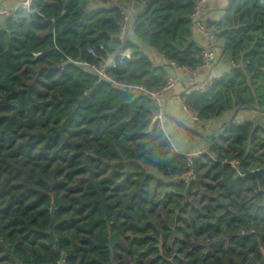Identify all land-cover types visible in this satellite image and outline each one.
Segmentation results:
<instances>
[{"label": "trees", "instance_id": "1", "mask_svg": "<svg viewBox=\"0 0 264 264\" xmlns=\"http://www.w3.org/2000/svg\"><path fill=\"white\" fill-rule=\"evenodd\" d=\"M109 1L34 0L0 17V264H264V194L254 193L264 187V0H230L221 20H206L214 66H231L209 91L194 83L178 96L200 129L163 112L215 159L195 161L184 184L173 179L188 161L152 123L159 109L118 84L160 91L170 63L201 64L199 0L136 6L131 56L106 71L116 84L78 64L97 63L90 48L119 46L121 13ZM242 112L263 121L203 134L202 123Z\"/></svg>", "mask_w": 264, "mask_h": 264}, {"label": "built area", "instance_id": "2", "mask_svg": "<svg viewBox=\"0 0 264 264\" xmlns=\"http://www.w3.org/2000/svg\"><path fill=\"white\" fill-rule=\"evenodd\" d=\"M209 0H199L195 6L194 12L192 14L193 19V31L199 34L201 37L204 38L205 46L202 51V62L196 69H190L187 67H179L174 63H170L172 65L171 75H169L166 79V83L164 87L160 91L150 90L146 87H135V86H125L120 85L122 88L135 93L139 96H145L149 99L153 100L155 106L159 109V112L154 116L153 123L158 124V128L162 131H165L164 126V114L165 111V104L168 100L169 92L175 87L176 83L178 82V76L172 75V73H179L181 76L186 77L190 84L196 83L198 75L202 71H209L213 68L214 63L216 61V51L214 50L215 46V34L212 32L210 28L206 26V19L202 15V8ZM34 5V0H21L17 4L10 6L6 9H0V17H8L14 14H17L22 11H30ZM109 6L115 7L118 6L121 17L117 26L119 28V33L117 40L119 42V46L115 49L109 50L106 46L100 45L98 51L95 49H88V54L93 56L97 63L95 64H88L85 62H78V64L90 68L94 71L100 78L109 80L115 83L110 77L107 76L106 71L108 69L115 68L117 64H121L126 58H130L131 51L127 48V41L128 37L127 34L129 32V24L131 17L134 13L136 6H140L141 8H146L148 2L145 0H111L108 3ZM222 74H214L209 80H207L204 84L201 85L199 92L205 93L211 89L215 80H219ZM116 84V83H115ZM184 110L190 115V117L197 121V117L195 114L190 112L186 107ZM246 121H242L236 123L238 126H243ZM258 123H256L257 125ZM264 133V126L261 127ZM173 146V145H172ZM177 152L185 157L188 161V171L183 173L181 176L174 178L173 181L176 184H184L188 183L190 180L196 178V171H195V161L202 159L204 156H207L211 161L215 162L214 156L209 152L208 147H203L197 150H193L190 152H185L180 149H177ZM238 162H227L224 161L221 164H229L233 168H236ZM241 174V172H239ZM242 176V175H241ZM255 194L262 193L264 194V187H260L254 191ZM264 205V201L263 204ZM256 233L255 227H251L248 232H243L239 236L244 235H251ZM217 240L215 238L211 239L210 245L216 243Z\"/></svg>", "mask_w": 264, "mask_h": 264}, {"label": "crops", "instance_id": "3", "mask_svg": "<svg viewBox=\"0 0 264 264\" xmlns=\"http://www.w3.org/2000/svg\"><path fill=\"white\" fill-rule=\"evenodd\" d=\"M21 0H0V9H6L10 6H13L20 2ZM230 0H209L205 5H203L202 8V15L205 17L206 20L209 19H214V20H221L222 17L224 16V10L229 6ZM199 41L201 42L202 45H205V41L203 37H198L196 36ZM138 44L142 47V49L147 53V55L151 58V60L154 62L155 65H165L167 64V61L164 57L160 56L158 53H156L153 49L146 47L144 44L138 42ZM230 62H228L226 59L222 58L221 64L219 63L216 66H213V68L209 71H204L205 74L200 73L198 75V78L196 80V83L200 86L204 84L207 80H209L214 74H223V73H228L230 69ZM171 75V71L168 72L167 77ZM172 75H177L178 76V82L176 83L175 87L169 92L168 94V100L165 104V110L166 112L174 117L179 119L184 123V120H191L192 118L190 115L187 113V111L184 110V106L178 97L181 93L184 91H187L190 89L189 87V81L181 76L179 73H172ZM262 118L263 115H260L256 112H242L238 114H233V113H228L224 117L208 122V123H202L201 127H205V129L202 132H205L206 128L208 131V135L212 134L213 131L220 126H222L225 122L235 119V123H239L242 121H251L254 120L255 123H262ZM187 124V122L185 123ZM165 132L166 129L167 131L171 132V141L173 144L178 147L177 149H180L182 151H193V149H190L191 146H187L184 142V140L187 142V135L184 133V131L178 129L174 124H172L170 121H167L165 123L164 121V126ZM188 125V124H187ZM261 126H264L261 124ZM200 127V126H199ZM170 129V130H168ZM168 134V133H167ZM190 138V137H189ZM201 147H204L203 144H200ZM197 150V149H196ZM226 244H228V241L226 240Z\"/></svg>", "mask_w": 264, "mask_h": 264}, {"label": "rangeland", "instance_id": "4", "mask_svg": "<svg viewBox=\"0 0 264 264\" xmlns=\"http://www.w3.org/2000/svg\"><path fill=\"white\" fill-rule=\"evenodd\" d=\"M154 122V121H153ZM152 122V123H153ZM187 122V124H188V126H190V128H192V129H195V130H197L198 131V129H200V128H198L197 126V121L196 120H194V119H191L190 121L188 120V121H186ZM166 126L167 125H165V128H166ZM223 126V125H222ZM222 126H220L219 128H217L218 130L222 127ZM217 129H215L213 132H215ZM206 131H208V129L206 128V130H205V132H203V134L205 135V136H207L208 135V133L206 132ZM166 133H168V135L169 136H171V132L169 131H167V129H166ZM187 142L184 140V142H185V144L187 145V146H191V148L190 149H193V150H196V149H200V148H203V147H201L200 146V144H202L203 142H201V140L200 139H198V137H196V136H192V137H190V138H188L187 137ZM204 147H206L205 145H203ZM160 216H161V218H162V220H163V222L165 223V224H168L167 223V220H166V218H165V216L164 215H162V214H160ZM173 250V249H172ZM173 253H174V255L176 256V252L173 250ZM126 262H127V264H137L136 263V260L134 259V258H130V256H126ZM1 264H6L5 262H2ZM117 264H119V263H117ZM143 264H147L146 262H144Z\"/></svg>", "mask_w": 264, "mask_h": 264}, {"label": "water", "instance_id": "5", "mask_svg": "<svg viewBox=\"0 0 264 264\" xmlns=\"http://www.w3.org/2000/svg\"><path fill=\"white\" fill-rule=\"evenodd\" d=\"M23 92H25V90H24ZM26 92H30V89L26 90ZM51 211H52V213H54V212H55V207H54V205H53V204H52V209H51Z\"/></svg>", "mask_w": 264, "mask_h": 264}]
</instances>
